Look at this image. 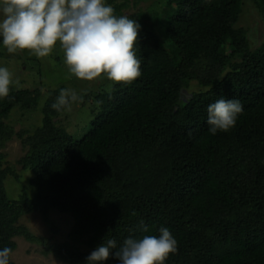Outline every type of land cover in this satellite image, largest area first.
<instances>
[{
	"label": "trees",
	"instance_id": "obj_1",
	"mask_svg": "<svg viewBox=\"0 0 264 264\" xmlns=\"http://www.w3.org/2000/svg\"><path fill=\"white\" fill-rule=\"evenodd\" d=\"M250 1L264 17V0ZM243 2L175 0L154 9L155 20L142 10L125 15L141 25L134 46L141 75L81 94L93 100L81 138L56 124L69 106L52 108L64 85L48 90L32 132H15L7 119L13 109L35 110L41 89H10L0 98V147L20 138L27 150L19 163L31 170L35 190L7 196L4 179L19 172L0 153V250L13 252L14 238L23 237L44 255L88 264L109 239L118 249L129 236H159L166 227L177 251L165 264H264V38L252 48L236 25ZM106 4L117 16L128 6ZM222 98L239 100L243 111L234 127L212 134L207 108ZM51 210L73 218L62 242L18 224L38 213L56 234Z\"/></svg>",
	"mask_w": 264,
	"mask_h": 264
},
{
	"label": "clouds",
	"instance_id": "obj_2",
	"mask_svg": "<svg viewBox=\"0 0 264 264\" xmlns=\"http://www.w3.org/2000/svg\"><path fill=\"white\" fill-rule=\"evenodd\" d=\"M114 13L105 0H0V40L9 54L27 49L37 58L48 57L59 43L64 63L76 78L94 81L106 76L114 83L131 84L141 75L134 48L141 25ZM12 84V73L0 67V98L9 95ZM80 99L74 90L62 89L52 108L59 111ZM242 111L236 99L222 98L210 104L209 131L227 132ZM143 231H148L146 225ZM159 233L129 236L118 249L116 241L109 239L91 251L86 261L103 264L115 258L119 264H165L177 251V241L166 227ZM11 252L9 247L0 250V264H10Z\"/></svg>",
	"mask_w": 264,
	"mask_h": 264
},
{
	"label": "rangeland",
	"instance_id": "obj_3",
	"mask_svg": "<svg viewBox=\"0 0 264 264\" xmlns=\"http://www.w3.org/2000/svg\"><path fill=\"white\" fill-rule=\"evenodd\" d=\"M115 1L120 2L122 0ZM174 1L139 0L134 4V0H127L128 6L121 10V15L125 16L136 10H142L146 14L152 15L154 9L162 10V8ZM105 3H107V0H105ZM151 17L154 19L153 15ZM157 17L158 15H156ZM146 21L149 22L150 19H146ZM236 25L246 30L252 48L258 46L263 40L264 17L250 0H244L242 13ZM0 67H6L12 73L13 84L10 89H41L39 104L35 110L24 112L12 110L7 122L13 126L15 132L19 130L32 132L40 125L42 117L40 108L48 95V90L64 85L65 89L74 90L81 97L84 92L95 91L101 85L108 87L111 82L106 76L97 78L94 81L76 78L69 72L64 63V55L59 43H57L53 52L45 58H37L35 55L30 54L27 49L19 50L16 54H9L1 43ZM92 105V99L83 100L81 98L79 101L70 102L68 108L55 119L56 124L62 126L73 138H81L93 117ZM26 150L27 148L22 145L20 138L16 135L8 140L4 146L0 147V153L4 156L5 164L15 166L19 172L17 176L8 174L4 179V188L9 198H18L21 194L29 197L34 195L35 190L29 181L32 172L28 168L23 169V165L19 163ZM48 217L58 229L56 234L51 232L48 224L38 213L33 212L21 216L18 219V224L27 226L35 235L50 237L51 242L59 243L64 241L73 222L72 216L51 210ZM14 239L17 246L11 253V259L15 264H67L55 258L52 254H42V247L37 243L28 242L23 237H15ZM81 249L87 250L84 246H81Z\"/></svg>",
	"mask_w": 264,
	"mask_h": 264
},
{
	"label": "water",
	"instance_id": "obj_4",
	"mask_svg": "<svg viewBox=\"0 0 264 264\" xmlns=\"http://www.w3.org/2000/svg\"><path fill=\"white\" fill-rule=\"evenodd\" d=\"M181 96H183L185 98V97L190 96V94L187 93L184 89H181Z\"/></svg>",
	"mask_w": 264,
	"mask_h": 264
}]
</instances>
